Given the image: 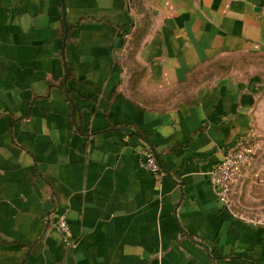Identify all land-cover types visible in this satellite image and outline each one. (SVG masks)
I'll use <instances>...</instances> for the list:
<instances>
[{"label":"crops","instance_id":"1","mask_svg":"<svg viewBox=\"0 0 264 264\" xmlns=\"http://www.w3.org/2000/svg\"><path fill=\"white\" fill-rule=\"evenodd\" d=\"M0 264H264V0H0Z\"/></svg>","mask_w":264,"mask_h":264},{"label":"built area","instance_id":"2","mask_svg":"<svg viewBox=\"0 0 264 264\" xmlns=\"http://www.w3.org/2000/svg\"><path fill=\"white\" fill-rule=\"evenodd\" d=\"M256 154V147L252 136L240 138L229 147L223 154V158L218 165L210 172L209 179L217 196L219 203L230 214V216L248 224H259L256 218L235 211L232 208V185L243 178L251 161ZM141 165L153 173L160 172L157 158L149 152L143 156ZM57 231L66 237H70V228L67 218L62 215L56 227Z\"/></svg>","mask_w":264,"mask_h":264},{"label":"rangeland","instance_id":"3","mask_svg":"<svg viewBox=\"0 0 264 264\" xmlns=\"http://www.w3.org/2000/svg\"><path fill=\"white\" fill-rule=\"evenodd\" d=\"M250 63H253V61H252L251 58H249L247 56L236 57V58H232L231 61L229 62V64H228V62H225V64L223 63V65L218 66L219 69L218 70L215 69V70H213V72H221V71H223L222 67H223V69H225V71L227 69H231L233 67L237 68V69H238V67H241V68L245 67V66L247 67V65H249Z\"/></svg>","mask_w":264,"mask_h":264}]
</instances>
